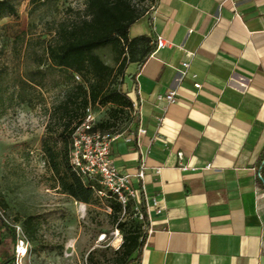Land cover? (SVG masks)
Listing matches in <instances>:
<instances>
[{"label": "crops", "instance_id": "crops-1", "mask_svg": "<svg viewBox=\"0 0 264 264\" xmlns=\"http://www.w3.org/2000/svg\"><path fill=\"white\" fill-rule=\"evenodd\" d=\"M140 36L166 45L136 64L137 123L111 146L133 188L165 204L140 264H264V0H156ZM170 90L177 102L161 103ZM180 152L199 169L181 170Z\"/></svg>", "mask_w": 264, "mask_h": 264}, {"label": "rangeland", "instance_id": "rangeland-1", "mask_svg": "<svg viewBox=\"0 0 264 264\" xmlns=\"http://www.w3.org/2000/svg\"><path fill=\"white\" fill-rule=\"evenodd\" d=\"M12 1L15 14L0 20V220L14 226L26 241L22 264H123L124 237L119 228L128 236L145 234V223L135 215L133 203L116 210V201L97 183L91 203H82L62 185L65 147L54 107L73 84L88 86L92 76L77 79L69 71L50 68L43 87H36L33 95L19 85L20 76L33 65L32 51L41 52L42 40L50 41L60 22L76 20L86 0H59L57 9L52 4L34 6L32 0ZM130 1L144 17L155 7L152 0ZM145 47L140 43L135 56H141ZM98 53L113 68L112 87L126 92L136 67L130 62V49L121 54L108 47ZM91 109L97 123L109 122L105 131L118 138L137 123L134 104L123 111L114 104H95ZM44 144L61 154L59 171L48 163Z\"/></svg>", "mask_w": 264, "mask_h": 264}, {"label": "trees", "instance_id": "trees-1", "mask_svg": "<svg viewBox=\"0 0 264 264\" xmlns=\"http://www.w3.org/2000/svg\"><path fill=\"white\" fill-rule=\"evenodd\" d=\"M144 1V0H143ZM156 2V0H152ZM59 0H32L34 6L52 4L57 9ZM16 6L12 0H0V20L5 16L14 15ZM145 13L139 11L130 0H86L85 9L76 20L60 22L55 34L50 41L42 40V50L32 51L30 54L33 65L27 67L19 78L22 89H28L30 95L35 93L36 87H43V80L50 68H59L69 71L72 76H92L88 86L73 84L63 101L54 107V117L61 126L60 136L65 147L62 158L66 164V178L63 181L64 190L77 201L89 204L94 196L96 184L85 183L70 165L71 138L76 127L83 121L86 109L95 104H114L119 111L133 108V101L128 96V91L122 92L110 84L113 68L99 55V51L108 47L119 49L124 54V49H130L132 57L130 62L142 65L155 51L156 43L151 44L152 37L140 36L130 38V30ZM146 43L141 56L134 52L140 43ZM124 63L121 62V69ZM0 93L2 88L0 86ZM31 98V97H30ZM27 98H24V101ZM117 111V110H116ZM110 123H97L96 129L105 131L110 128ZM106 132V131H105ZM44 151L53 171H59L62 164L61 154L50 145L44 144ZM116 201V210H122V205ZM144 213L145 204L142 205ZM0 226L11 233L13 244L16 242V228L4 220ZM123 231L124 261L123 264H140L142 251L146 242L145 234L126 235ZM13 252L12 264H16Z\"/></svg>", "mask_w": 264, "mask_h": 264}, {"label": "built area", "instance_id": "built-area-1", "mask_svg": "<svg viewBox=\"0 0 264 264\" xmlns=\"http://www.w3.org/2000/svg\"><path fill=\"white\" fill-rule=\"evenodd\" d=\"M166 45V41L162 38L157 39V47L162 48ZM189 63L182 64V75H185ZM79 79V76L76 75ZM200 88V84H195ZM158 100L166 105L177 102L178 94L175 90H170L166 94L158 96ZM136 107V102H133ZM162 119H160L161 121ZM97 119L92 112L91 106L86 109L83 121L78 125L72 134L70 148V165L72 170L88 184H101L108 192H110L116 200L122 205L124 210L133 203L135 215L145 223V232L151 233V219L154 215H162L165 210V204L162 198L149 199L145 194V186L142 183L140 189H134L132 186V176L120 172L113 164L111 158L112 143L118 138L109 132L96 129ZM139 134H145L144 129L138 130ZM130 141V139H127ZM183 153H178L180 160L179 167L183 171L198 170L194 166L184 164ZM212 164H207L202 170H212ZM160 169L157 170V173ZM146 175V163L141 162V167L135 175L140 181H144ZM145 204L146 212L142 209ZM16 243L14 247L17 264L19 259L27 253L26 241L16 233Z\"/></svg>", "mask_w": 264, "mask_h": 264}, {"label": "flooded vegetation", "instance_id": "flooded-vegetation-1", "mask_svg": "<svg viewBox=\"0 0 264 264\" xmlns=\"http://www.w3.org/2000/svg\"><path fill=\"white\" fill-rule=\"evenodd\" d=\"M13 242L11 233L0 226V264H12Z\"/></svg>", "mask_w": 264, "mask_h": 264}, {"label": "bare ground", "instance_id": "bare-ground-1", "mask_svg": "<svg viewBox=\"0 0 264 264\" xmlns=\"http://www.w3.org/2000/svg\"><path fill=\"white\" fill-rule=\"evenodd\" d=\"M27 253L19 259V264H22V260L26 257Z\"/></svg>", "mask_w": 264, "mask_h": 264}]
</instances>
